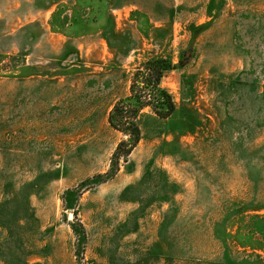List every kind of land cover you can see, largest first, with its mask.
Wrapping results in <instances>:
<instances>
[{
  "label": "rangeland",
  "instance_id": "374dc122",
  "mask_svg": "<svg viewBox=\"0 0 264 264\" xmlns=\"http://www.w3.org/2000/svg\"><path fill=\"white\" fill-rule=\"evenodd\" d=\"M0 264H264V0H0Z\"/></svg>",
  "mask_w": 264,
  "mask_h": 264
},
{
  "label": "trees",
  "instance_id": "16d2710c",
  "mask_svg": "<svg viewBox=\"0 0 264 264\" xmlns=\"http://www.w3.org/2000/svg\"><path fill=\"white\" fill-rule=\"evenodd\" d=\"M176 66L165 58H154L146 61L137 70L130 84L129 95L119 99L108 116L110 127L127 136L122 140L114 153L115 159L127 156L139 143L141 138L138 120L145 109L157 117H170L175 104L169 92L161 87V80L166 72Z\"/></svg>",
  "mask_w": 264,
  "mask_h": 264
},
{
  "label": "crops",
  "instance_id": "0c3cea01",
  "mask_svg": "<svg viewBox=\"0 0 264 264\" xmlns=\"http://www.w3.org/2000/svg\"><path fill=\"white\" fill-rule=\"evenodd\" d=\"M129 88H130V86H129ZM129 95V89H128V93L123 97V98H125V97H127ZM121 99V98H120ZM114 106V105H113ZM112 106V107H113ZM112 110V108L110 109V111ZM146 110V109H145ZM110 111H109V113H110ZM109 113H108V116H109ZM143 113H144V110H143V112L141 113V115H143ZM140 115V116H141ZM108 116H107V122H108ZM108 125H109V123H108ZM110 126V125H109ZM114 130V129H113Z\"/></svg>",
  "mask_w": 264,
  "mask_h": 264
}]
</instances>
